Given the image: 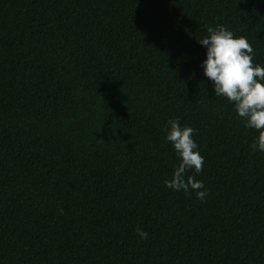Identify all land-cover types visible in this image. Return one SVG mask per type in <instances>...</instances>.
Masks as SVG:
<instances>
[{
    "label": "trees",
    "instance_id": "trees-1",
    "mask_svg": "<svg viewBox=\"0 0 264 264\" xmlns=\"http://www.w3.org/2000/svg\"><path fill=\"white\" fill-rule=\"evenodd\" d=\"M218 24L264 64V0H0V264H264L258 133L201 68ZM170 118L203 201L164 186Z\"/></svg>",
    "mask_w": 264,
    "mask_h": 264
},
{
    "label": "clouds",
    "instance_id": "clouds-1",
    "mask_svg": "<svg viewBox=\"0 0 264 264\" xmlns=\"http://www.w3.org/2000/svg\"><path fill=\"white\" fill-rule=\"evenodd\" d=\"M206 48V59L201 63L204 75L212 83L215 97L226 98L233 105L236 116L246 129L258 135L250 144L253 152H264V64L255 61V50L245 36H235L223 24L207 28V35L197 40ZM165 140L170 142L178 163L164 186L175 192L194 193L203 201L208 196L204 182L195 178L203 171L204 156L194 138L196 129L170 118L165 125ZM194 175H188L189 172ZM142 240L148 233L136 229Z\"/></svg>",
    "mask_w": 264,
    "mask_h": 264
}]
</instances>
